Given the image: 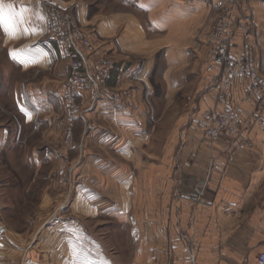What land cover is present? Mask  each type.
<instances>
[{
  "label": "crops",
  "instance_id": "obj_1",
  "mask_svg": "<svg viewBox=\"0 0 264 264\" xmlns=\"http://www.w3.org/2000/svg\"><path fill=\"white\" fill-rule=\"evenodd\" d=\"M16 3L23 5L20 11H14V0H0L17 20L14 34L0 28V115H6L0 119V195H58L66 166L70 173V166L78 169L71 147L62 149L68 112L60 85L70 62L51 39L41 0ZM138 7L75 12L76 25L114 61L107 85L122 101L104 93L95 99L93 91L80 88L71 110L86 118L90 142L122 152L116 162L107 154L84 155L95 167L86 171L87 179L99 181L110 197L95 192L94 203L73 205L85 212V223L78 227L77 219L69 220L68 262L257 264L264 253V122L253 124L258 105L245 96L248 80L234 81L232 98L221 99L210 43L213 17L204 1L139 0ZM241 40L233 41L232 54L241 52ZM257 48L255 63L264 75ZM228 109L242 119L237 133L205 139V115ZM158 130L165 131L164 139H155ZM130 133L139 135L133 153L125 146ZM158 144L159 155L153 150ZM118 176L124 184L117 188ZM21 178L29 181L23 191L15 187ZM102 208L105 221L97 220ZM5 231L0 225V256L13 259L8 244L24 248Z\"/></svg>",
  "mask_w": 264,
  "mask_h": 264
},
{
  "label": "rangeland",
  "instance_id": "obj_2",
  "mask_svg": "<svg viewBox=\"0 0 264 264\" xmlns=\"http://www.w3.org/2000/svg\"><path fill=\"white\" fill-rule=\"evenodd\" d=\"M39 1V0H38ZM205 5L212 13L213 21L210 28V32H212V28L216 21L221 16L223 9L219 7V4H209L205 0ZM240 4L241 1L243 2L246 10L247 15L244 10L245 16V25H246V34L250 35V39L252 40L253 44L257 48V51L260 55V59L264 62V0H237ZM42 7L41 10L44 14V7L47 2L56 4L60 6L62 9L68 11L75 17V12L79 7H85L89 10V12L93 15H100L104 13H112L117 12L119 10H139L138 4L139 0H41ZM22 4L16 3L14 0V11H20L22 9ZM28 7H31V2H28ZM242 6V5H241ZM243 7V6H242ZM30 11V10H28ZM45 17V15H44ZM244 33V34H245ZM211 34V33H210ZM94 47L99 50V46L93 43ZM94 48V52L96 49ZM100 53V54H99ZM92 57L95 56V59L99 61L109 60L112 63V68L115 66L114 61L108 54H102L100 50L96 53L91 54ZM90 55V56H91ZM97 55V56H96ZM91 59L88 56V69L92 71V75L97 74L99 70L92 67L90 64ZM90 61V62H89ZM70 62V61H69ZM103 64L102 62H99ZM71 68V63H70ZM111 68V69H112ZM257 70H261L256 66ZM110 69V71H111ZM71 71V70H70ZM69 71V74H70ZM110 71L108 72L107 79L110 75ZM260 73V71H259ZM262 73V71H261ZM260 73V74H261ZM68 74V76H69ZM263 75V74H261ZM68 76L61 82L60 89L62 93L63 85L67 84ZM107 81V80H106ZM87 89L93 91L95 93V99L97 92L94 88L86 87ZM79 90V89H78ZM77 90V91H78ZM108 95V97H113L115 95H120L117 92H114L112 89L108 87L107 84L100 90L99 94ZM65 106L67 107L68 117L66 121V127L61 130L62 142L63 146L62 149L66 151L71 150L73 152V157L75 154V159H77L76 173H74L71 166L67 169L66 166V175L64 179L61 181V187L59 190L58 195H53L51 191H49V195H30V196H22V195H15V196H2L0 195V225L3 226L6 231L2 233H6L5 235L8 238L13 239V241L17 242L18 245L22 246L23 250L13 249L12 246L8 244L9 250L7 251L8 255L15 254L14 258L12 259L9 256L2 257L0 256V264H69L68 257H67V249H69V242H68V232H69V220L74 223V219H77L78 227L84 225V214L85 212H80L81 208L77 207L75 212L73 205H75L76 201L77 204L85 203L88 204L94 203L92 200V195L95 192L103 195L105 197L108 196L107 189L102 186L97 180L87 179L86 171L90 169V172L93 168V164H86L84 161V155L93 154L97 156L101 155H108L110 156L114 162L117 161V157H120L119 149H111L110 150H102L101 148L97 147L93 142H90L89 139V128H87V121H84V115L82 114H74V110L78 106L77 103V94L75 98V102L69 104L65 102ZM71 105V107H70ZM177 109V107L175 106ZM11 110V109H10ZM76 111V110H75ZM1 118H6V115H0ZM113 129L117 130L115 127ZM118 131V130H117ZM116 131V132H117ZM119 132V131H118ZM24 133L23 135H25ZM131 135L130 140L126 149H130L131 153H133V149H136L135 139H138V134L130 133ZM120 135H122L120 133ZM134 137V138H133ZM165 138V131L160 132L159 130L155 133V139L162 140ZM86 143V145H84ZM132 145V146H131ZM147 149H142L140 153L142 155H147ZM156 154L159 155L162 153L163 149L160 144L155 146ZM116 160V161H115ZM90 161V160H88ZM119 161H122L119 160ZM1 163V162H0ZM130 163V162H128ZM131 165V164H129ZM128 165V166H129ZM130 168L132 167L129 166ZM2 171L5 170V167H2ZM95 171V169H93ZM23 171V170H22ZM15 172V170H13ZM11 174L10 172H8ZM89 174V173H88ZM86 176V177H85ZM115 177V176H114ZM74 178V179H72ZM25 178H21L17 180V184L15 187L21 189L27 188L29 183L28 180H24ZM120 180V181H119ZM115 187H122L124 182L122 177L118 176L114 178ZM120 184V185H119ZM35 185V184H34ZM126 187L131 189L130 182L126 184ZM86 193L87 191H90ZM38 192V191H37ZM132 199V196L129 197ZM126 200V199H125ZM43 208V210H42ZM73 209V211H72ZM103 210V208H102ZM101 211V209H99ZM103 217H97V220H107L109 217L107 216V212L103 210L100 212ZM73 219V220H72ZM53 223V224H51ZM107 221L104 223L107 225ZM72 225V224H71ZM74 225V224H73ZM96 227H100L101 223L96 224ZM97 228V230H98ZM127 238L126 241L132 243L130 237L126 234ZM66 251V254L65 252ZM59 252H63L61 254ZM53 253H59L62 256L65 255V258L62 256H56Z\"/></svg>",
  "mask_w": 264,
  "mask_h": 264
},
{
  "label": "built area",
  "instance_id": "obj_3",
  "mask_svg": "<svg viewBox=\"0 0 264 264\" xmlns=\"http://www.w3.org/2000/svg\"><path fill=\"white\" fill-rule=\"evenodd\" d=\"M205 1L209 4H219V7L223 9L210 34V43L214 50V64L219 71L221 99L228 101L232 98L234 81L248 80L245 96L247 100L256 102L258 105L253 124L261 125L264 122V75H261L256 68L255 46L250 35L245 33L246 19L241 9L242 6L237 0ZM44 15L51 39L63 57L71 63L67 84L62 87L63 101L67 102L68 105L74 103L77 90L86 87L94 88L97 92L96 95H100L99 92L106 84L112 63L106 59L104 61L98 60L96 68L99 72L92 75V71L87 67V62L88 56L90 59V55L96 53L94 52L95 47L84 30L76 25L72 14L56 4L47 3L44 7ZM239 36L242 39L241 52L239 55H234L231 48L233 41ZM99 62L103 64L99 66ZM111 98L118 104L122 101L120 95ZM241 124L240 115L228 109L209 111L200 126L205 134V139L215 141L225 134L237 133V127ZM251 125L252 122L248 123L245 129ZM257 264H264V253L259 255Z\"/></svg>",
  "mask_w": 264,
  "mask_h": 264
},
{
  "label": "snow or ice",
  "instance_id": "obj_4",
  "mask_svg": "<svg viewBox=\"0 0 264 264\" xmlns=\"http://www.w3.org/2000/svg\"><path fill=\"white\" fill-rule=\"evenodd\" d=\"M22 18V13L16 14ZM17 20L12 13H5L3 8L0 7V28H3L6 34H14Z\"/></svg>",
  "mask_w": 264,
  "mask_h": 264
},
{
  "label": "trees",
  "instance_id": "obj_5",
  "mask_svg": "<svg viewBox=\"0 0 264 264\" xmlns=\"http://www.w3.org/2000/svg\"><path fill=\"white\" fill-rule=\"evenodd\" d=\"M86 34V33H85ZM86 36L90 39V37L86 34ZM90 41L92 42V40L90 39ZM93 43V42H92ZM106 84H107V81H106Z\"/></svg>",
  "mask_w": 264,
  "mask_h": 264
}]
</instances>
